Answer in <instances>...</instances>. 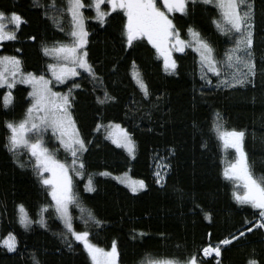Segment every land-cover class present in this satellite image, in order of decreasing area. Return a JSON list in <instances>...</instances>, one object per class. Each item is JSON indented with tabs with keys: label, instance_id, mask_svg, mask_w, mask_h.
Listing matches in <instances>:
<instances>
[{
	"label": "trees",
	"instance_id": "trees-1",
	"mask_svg": "<svg viewBox=\"0 0 264 264\" xmlns=\"http://www.w3.org/2000/svg\"><path fill=\"white\" fill-rule=\"evenodd\" d=\"M51 2L39 0L45 6ZM84 3L90 4L91 0ZM254 3L258 29L254 83L232 90L216 88V77L211 73L208 78L214 84L201 79L199 57L194 48L189 46L176 53L175 72H165L161 56L146 38L125 47L122 11L117 10L118 15L110 14L111 19L101 26L90 19L95 15L94 10L82 9L89 33L86 47L90 63L103 77L104 87L117 99L106 105L97 104L96 95L102 92L97 89L94 94L92 82L82 69L78 76L68 80L67 89L73 83L81 85L72 93L73 116L81 134L92 141L83 155L85 175L75 176L70 172L72 191L78 194L82 205L103 221L99 226L88 225L91 242L108 250L115 240L118 264L183 260L205 244L215 245L243 230L245 220L254 221L259 216L250 204H239L233 198V191L241 190L223 172L234 161L235 152L225 147L213 127L219 114L224 131L246 130L244 146L249 164L257 176L264 175V31H259L264 29V2L254 0ZM54 4L55 8L50 9L53 15L61 5L66 7L64 0H54ZM102 7L106 9V5ZM0 10H15L26 21L17 29L16 40L0 41V56H19L25 72L38 75L47 68L48 56L41 51L43 45L69 42L70 18L64 16L57 26L45 17L44 9L35 0H0ZM168 15L183 40L189 39L187 29L191 25L217 48L219 56L229 46L228 38L212 23L219 17L215 3L186 0V13ZM132 61L152 93L147 106L132 79ZM12 91L14 104L4 108L0 103V239L11 231L17 236L18 244L14 252L0 245V264H32L33 252L41 264H91L79 241H74L72 248L62 242L57 233L63 231V225L53 212L47 213L46 228L33 223L25 229L17 222V204H23L35 221L37 209L51 198L48 186L39 183L33 171L35 162H29L27 150L17 151L14 158L5 147L8 133L4 121L22 119L30 103L28 85L17 83ZM157 96H160L158 104ZM133 99L139 102L134 107ZM98 119L103 125L108 121L119 123L131 133L136 144L135 155L130 157L123 148L114 145L105 128L94 132ZM45 139L46 147L56 148L50 130ZM168 147L173 148L172 154L167 151ZM55 156L71 167V156L63 149ZM159 157H168L170 168L163 183L156 184L152 165L154 158ZM105 170L111 175H100ZM89 173L93 178V192L85 191ZM122 174L143 180L146 187L137 193L130 192L115 178ZM70 212L73 217L81 215L75 205L70 206ZM204 212L210 213V219H204ZM74 227L77 231L85 229L82 220H76ZM221 254L220 264H247L250 258L264 262V229H254L222 246ZM203 259L205 264H216L215 254Z\"/></svg>",
	"mask_w": 264,
	"mask_h": 264
},
{
	"label": "snow or ice",
	"instance_id": "snow-or-ice-1",
	"mask_svg": "<svg viewBox=\"0 0 264 264\" xmlns=\"http://www.w3.org/2000/svg\"><path fill=\"white\" fill-rule=\"evenodd\" d=\"M192 2L194 3L195 0ZM202 2L215 3L219 10V17L214 18L212 23L222 36L228 38L229 46L224 49L222 56H219L217 48L191 25L187 29L189 39L180 38L181 33L175 28L168 13H186V0H91L90 4H85L84 0H64L66 7L61 5L56 9V15L50 11L55 8L54 0L47 6L35 0L37 6L44 9L45 17L53 20L57 26L62 23L64 16L69 17L71 30L68 33V43L57 42L52 46L47 44L42 46L41 51L46 56L54 58L56 62L49 63L46 71L40 75L23 71L22 61L17 55L0 56V86L8 89L3 91V88H0V91H3L0 103L4 108L14 104L15 97L12 90L17 83L31 86V91L27 93L30 103H27L23 118L18 121H4V127L8 133L5 137V147L14 154V158L17 151L22 148L27 150L29 162L35 161L33 171L39 183L48 186V196L51 198L49 203L41 204L37 209L35 221L32 220L23 204L16 205L17 222L22 228L28 229L33 223L46 228L47 213L53 212L63 225V231L57 235L68 248L73 247L74 241H79L90 258L91 264H117V242L113 240L111 248L107 251L91 242L88 225L91 223L99 226L103 221L98 219L91 209L82 205L78 194L72 191L73 177L70 172L75 176L85 175L83 155L88 145L92 143L81 134L73 116L75 97L72 93L81 85L73 83L65 92H57L53 89L55 85H63L69 77L78 76L79 70L82 69L92 82L94 94L97 89L102 92V95H96L97 104L106 105L117 99L104 87L103 77L98 75L96 68L90 63V53L86 47L89 43V33L85 27L82 9L94 10L95 15L90 19L97 21L101 26L106 25L111 15H118L117 10L122 11L124 14L122 38L125 47L133 45L139 38H146L148 44L163 57L165 72H175L177 68V62L172 58V48H175L177 52H183L185 47L190 46L198 54L201 79L206 80L209 85L212 84V80L208 78L209 73L216 77V88L232 90L236 86L246 87L254 83L256 75L254 49L258 31L254 0H202ZM102 5H106V9ZM24 22H26L24 17L17 11L0 10V41L16 40L17 29ZM9 26H12V30H8ZM233 37L234 42H232ZM173 38L174 43L170 47L169 42L173 41ZM28 39L35 40V37H28ZM17 51L20 50L17 49ZM132 65V79L141 93L144 106H147V102L152 100V93L139 71L135 70V61H132ZM48 73L51 74V79L48 78ZM159 100L160 96H157V104ZM137 103L139 102L135 99L131 102L133 107ZM213 127L225 147L234 149L237 155V158L229 165V169L223 172L225 178L234 179L238 185H242V194L233 191V198L239 204H250L252 208L258 210L259 216L254 221L245 220L243 230H238L235 234L219 240L214 246L211 243L205 244L202 248L192 251L183 260H150L148 264H205L203 258L211 257L213 254H215L216 264H220L222 246L229 245L254 229H264V175L257 176L249 164L244 146L246 130L224 131L219 114ZM101 128L108 131V136L114 145L123 148L130 157L135 155V141L131 133L119 123L114 124L113 121H108L107 125H103L98 119L93 131ZM49 130L56 142V148L46 147L45 138ZM60 149L71 156V167L56 159L55 154ZM167 151L172 154L173 148L168 147ZM167 159L168 157L154 158V162L158 165V170L154 172L156 184L163 183L161 173L169 171L170 165L163 163ZM20 166L24 167V164L20 163ZM87 175L85 191L93 192L92 174ZM100 175H111V173L105 170ZM115 178L125 184L132 193H137L146 187L143 180L132 179L127 174ZM71 205H75L80 210V216L73 217L70 212ZM196 207L200 206L196 205ZM203 215L204 219H210V213L204 212ZM76 220H82L85 225L84 230L75 229ZM17 244V236L11 231L0 239V245L9 252H14ZM31 258L32 264H41L35 252L31 253ZM247 264H264V262L250 258Z\"/></svg>",
	"mask_w": 264,
	"mask_h": 264
},
{
	"label": "rangeland",
	"instance_id": "rangeland-1",
	"mask_svg": "<svg viewBox=\"0 0 264 264\" xmlns=\"http://www.w3.org/2000/svg\"><path fill=\"white\" fill-rule=\"evenodd\" d=\"M6 23H8V21H5ZM86 27V26H85ZM8 30H12V26H9V29ZM181 38V37H180ZM182 39V38H181ZM183 40V39H182ZM174 43V38H173V41H170L169 42V46L170 47H172V44ZM186 48V47H185ZM185 48H184V50H185ZM193 48V47H192ZM176 53H179V52H177V51H175V48H172V58L173 59H175V54ZM1 56H4V55H1ZM9 56H11V55H9ZM162 58V62H163V65H164V61H163V57H161ZM47 62H48V64L49 63H55L56 61L54 60V58H52V57H48V60H47ZM47 64V65H48ZM47 69V68H46ZM46 69L45 70H43L41 73H43V72H45L46 71ZM206 71V70H205ZM40 73V74H41ZM198 73L200 74V68H199V66H198ZM40 74H38V75H40ZM48 78H50L51 79V74L50 73H48ZM69 78H71V77H69ZM69 80V79H68ZM68 80H66V81H64V83H63V85H55V87H54V91H57V92H65V91H67L68 89L66 88V86L68 85ZM212 84H214V83H212ZM29 86V91H31V86L30 85H28ZM115 124V123H114ZM33 139H35V137H32ZM234 150V149H233ZM234 152H235V150H234ZM237 158V155H236V152H235V159ZM234 159V160H235ZM35 162V161H34ZM62 162V161H61ZM163 163H167V161L165 160V161H163ZM227 169H229V165H228V167L226 168V170ZM158 170V165L155 163V162H153V165H152V171H153V174H154V172H156ZM165 172H162L161 173V175H162V177H163V179L165 178ZM155 177V176H154ZM155 179H156V177H155ZM238 185V184H237ZM241 186V187H240ZM238 187L240 188V190L241 191H239L241 194H242V191H243V189H242V185H238ZM214 246V245H213ZM107 251V250H106ZM157 261H159V260H157ZM118 264V263H117Z\"/></svg>",
	"mask_w": 264,
	"mask_h": 264
}]
</instances>
